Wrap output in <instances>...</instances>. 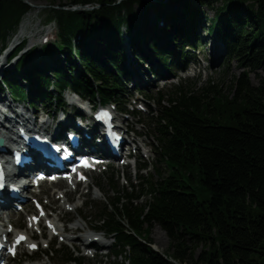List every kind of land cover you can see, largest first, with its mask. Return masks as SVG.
<instances>
[{
  "label": "trees",
  "instance_id": "1",
  "mask_svg": "<svg viewBox=\"0 0 264 264\" xmlns=\"http://www.w3.org/2000/svg\"><path fill=\"white\" fill-rule=\"evenodd\" d=\"M31 2L46 3L41 13L45 23L56 25L57 39L0 74V90L3 84L13 99L33 109H64L68 90L95 102L113 101L123 110L130 77L125 37L135 58L148 63L153 58L171 72L173 63L183 67L190 60L184 50L190 27L205 18L203 9L213 11L207 29L222 43L227 60L243 69L232 81L233 94H222L210 82L199 92L195 84L181 82L156 93L150 121L167 175L157 169L156 180L139 175V188L130 193L110 173L116 197L103 204L97 224L114 240V256L128 264H264V74L258 86L248 79L249 73H264V0ZM74 6L92 9L71 10ZM32 10L24 0H0L2 47ZM155 225L169 238L163 255L143 239ZM53 251L43 255L84 263L67 249Z\"/></svg>",
  "mask_w": 264,
  "mask_h": 264
},
{
  "label": "rangeland",
  "instance_id": "2",
  "mask_svg": "<svg viewBox=\"0 0 264 264\" xmlns=\"http://www.w3.org/2000/svg\"><path fill=\"white\" fill-rule=\"evenodd\" d=\"M31 2V0H30ZM32 4L36 6H42L41 8H33L31 12L26 14L24 18L22 19L19 27L17 28L16 32L12 34V36L7 40V43L5 47H2V44H0V51L4 48L8 53V56L6 58V64L7 67L12 66V62L18 59L19 55L24 53L28 48H30L32 45H34L35 51L38 52V49L40 45H42L41 40L43 39L44 35L50 34V39L53 41L55 39L56 35V25L53 22H44V15H42V10L46 8V3L44 2H31ZM196 7L195 2L191 3V7ZM78 6H74L72 8H75ZM177 9V6L173 7ZM79 9H91V7L88 6H80ZM179 10V7H178ZM203 13L205 18H200L199 20L196 19L194 22L195 24L192 25L190 28L193 29L195 33H190V37L193 36H199V43L198 47L194 50L195 53V68H193L192 65L188 67V75L190 77L189 84H195V92H199L201 88L205 87L208 82H210L211 85L216 86V88L224 95L231 96L234 92V88L232 84V81L237 78L240 73L243 72L242 67L238 66L236 61H228L225 56V51L223 49L222 43L219 41V39L216 37L215 33H213V30H206V28L209 25V19L213 16L212 10L203 9ZM150 21H153V17L150 18ZM22 26V27H21ZM186 35V34H185ZM204 37L205 39H203ZM208 37V38H207ZM211 42L214 44V51L215 53L212 54V49H210ZM19 44H23V49L20 50L19 54L17 53L14 58L13 55L18 48L17 46ZM3 49V50H4ZM144 49V48H143ZM146 50V49H144ZM218 50V52H216ZM127 53H129V50L126 48ZM5 52L1 53L0 60L2 56L5 55ZM217 53V54H216ZM216 54V59H212V55ZM12 58V59H11ZM151 60H154L151 58ZM157 62V61H156ZM135 70L139 69L142 70L141 73H143L144 70L149 71L151 66L144 65L140 66L136 63V65H133ZM166 72V71H165ZM173 74H176L180 78L182 76H186L184 73H180L178 71H173ZM263 71L258 70L253 73H249L248 79L251 85L258 86L259 84V78L263 76ZM143 80L150 81V84L153 85L152 87L145 88L141 91V94L138 92H135L134 89H132L131 84L127 86L129 91V96H126L125 103L128 106L127 111L123 114L118 113L117 117L120 118L122 121V129H127L129 134L127 136V139L130 141L131 139H134L136 144L146 145L141 146L142 152L139 155V158L136 159L139 163H145L150 166V169L144 172V178L145 179H157V174L155 172V169L159 171L160 174H162L164 177L167 175V170L165 168V165L163 162L160 161V156H158V140L157 137L154 135L153 130V124L150 121L149 113L156 110V107L149 101L147 98L144 97L145 94L153 97L155 96L156 92L160 89H163L165 86L168 85V83L164 82H153L152 75L143 74L142 75ZM177 78H174L172 80L173 83H176L178 80ZM153 83V84H152ZM5 96L6 93H0ZM70 95L68 92L63 94V100L66 102V100L69 101ZM137 102V106L147 108V111L143 112L140 115H137L135 113H132V110L134 109L133 102ZM8 102V101H7ZM10 102V101H9ZM13 106L15 104L11 103ZM141 104V105H139ZM25 105V104H24ZM26 106V105H25ZM16 108V107H15ZM48 109V110H47ZM42 108L40 107L36 111L29 110L28 115L31 119L34 117V113H38L40 110H43L44 113L48 114V123H50L53 118L54 120H57L59 117V112L56 113L52 111L54 108ZM50 109V110H49ZM10 113V112H8ZM52 114L53 117H52ZM125 119V121H123ZM154 122V120H153ZM48 123L46 125H48ZM15 129V128H13ZM135 145V144H134ZM147 152V153H146ZM108 170V169H107ZM110 171V170H109ZM114 173V179L113 181L117 183L118 188L120 190H128V192H133V185L136 186V189H138L137 175H135L133 167H131L128 170L126 169H116L112 167V170ZM102 173H93L91 175V179L89 182L88 189L82 188L79 190V192L71 195L70 199V208L77 207L76 212L72 211L70 213H65L64 210L58 209V206L56 203L53 202L52 194L54 192V189L58 187V185H42L40 188V191L42 195L39 197V201L42 203L47 202L48 208L51 211H55L59 215H64L65 218H67V223L64 224L65 227H75L78 223L81 224L82 227H86L89 225L88 228L85 229V233L81 234L82 240L86 238L87 235L91 236V229L94 227H97V219L99 217V211L103 207V204H106L107 201H110L108 198L113 199L115 197L114 194V188L110 184V180L108 179L110 177V174L108 175V171H101ZM129 173V174H128ZM118 180V181H117ZM91 184V186H90ZM97 188L100 191H97ZM88 194L86 195V193ZM80 194V197H79ZM81 202H84V206L81 208ZM27 207L32 210V212L35 213V210L33 209L32 205L30 203L27 204ZM80 207V208H79ZM49 210V211H50ZM52 213V212H49ZM3 216H8L11 218L12 222L19 221V224L23 229H27V220L26 216L24 214L18 213V215H11L10 211H2ZM54 216V214H52ZM80 216H83V219L80 218ZM62 225V223H60ZM40 229H36L35 232H29L30 234L34 235V239L36 244L38 245L39 251H45V247L49 242V237L46 234V232L42 233ZM43 235V238H40V235ZM78 233H71L67 232L65 235L68 237H75ZM97 237L100 235H96ZM146 238H149L150 240V247L158 252L159 254L163 255L168 252L169 247V238L166 235V233L157 225L153 226L150 229V235L147 237H143L144 240ZM107 244V247L105 248V251L102 253H106L108 249H111V254L108 256L98 254L93 256L92 250L87 251H81L80 245H82L81 242H69L65 241V243H61L58 237L52 238L51 244H54V250H60L62 248H65L69 250L71 253H73V256H82L84 259V264H119L120 261L124 262V258H114L112 253L111 244L113 242L112 239H109V237L103 241ZM50 244V245H51ZM98 244V243H95ZM201 247H198L195 251V254L197 255L200 252ZM78 252V253H77ZM77 254V255H76ZM26 256V257H23ZM32 253H28L26 251V247L19 250V253L16 258H22L23 261L20 264H41L45 262V264H60V258L57 257L55 254L49 257H32ZM8 264H13L11 261Z\"/></svg>",
  "mask_w": 264,
  "mask_h": 264
},
{
  "label": "bare ground",
  "instance_id": "3",
  "mask_svg": "<svg viewBox=\"0 0 264 264\" xmlns=\"http://www.w3.org/2000/svg\"><path fill=\"white\" fill-rule=\"evenodd\" d=\"M36 9V8H35ZM22 27V26H21ZM210 49H212L213 51H212V54L213 53H215V51H214V44L213 43H211L210 44ZM216 52H218V50L216 51ZM217 54V53H216ZM216 54H214V55H212V59L213 58H215L216 59ZM6 58H7V56L5 55L4 57H2L1 58V61H0V68H2L3 67V63H4V61L6 60ZM125 65L130 69V71L133 73V75H134V78H135V82L137 83H140V84H142V85H144L143 87H151L152 85L150 84V81H145V80H143L142 78H140V77H138L137 75H136V73H137V71H138V69L137 70H135V68L133 67V65H136L133 61H132V59H127L126 61H125ZM158 68H159V66H158ZM7 100V98H6V96L5 95H3V94H0V103L1 104H3L5 107H7V109H13L12 107V105L10 104V102ZM6 102V103H5ZM18 113L16 112V115H17ZM28 114V111H25V115H27ZM17 117H19L18 115H17ZM63 119L62 120H60V121H57V120H53V121H51L50 123H58V124H65V123H69L70 124V122H68L67 120H66V118L65 117H62ZM13 127H16V125H15V120H13ZM44 124L45 123H48V121L47 120H44V122H43ZM18 125H19V123H17ZM82 125V124H81ZM64 126H71L72 128H75L74 127V125L73 124H70V125H64ZM83 126V125H82ZM79 129H81V128H79ZM133 143H135V140H131ZM141 146H143V145H141ZM140 145H137V148L138 147H141ZM100 191V190H99ZM72 192V189L69 191V192H61V194H57V193H55V192H53V194H52V198H53V202L54 203H56L57 204V206H58V209H62V210H65L66 211V213H70L71 211H75L76 212V210H77V207H74V208H69L68 207V205H67V203L68 202H70V199H71V193ZM47 217L48 218H50V223L53 225V227L52 228H49L48 229V231L50 232V233H52L53 231H56V232H59V235L58 236H63L64 237V239L66 240V241H69V242H82L83 240H82V236H81V234H83V233H85L84 231H85V229L86 228H88L89 227V225H87L85 228L84 227H82L81 226V224L80 223H78L75 227H72V228H70V227H65L64 226V224L63 223H65L68 219L67 218H65L64 217V215H59L58 213H54V216L53 215H51L50 216V214L49 213H47ZM11 218H13V216H11L9 219V221H10V223H12L11 222ZM80 218L81 219H83V216H80ZM30 223V222H29ZM60 223H62V225H60ZM90 228V227H89ZM65 232H71V233H73V234H75V233H78L74 238L73 237H68V236H66L64 233ZM24 233H26L27 235H28V237H29V239H32V235L31 234H29V230H24ZM87 237H91V236H89V235H87ZM92 243H94V241H91V244ZM29 245V244H28ZM41 264H45V262H43V263H41Z\"/></svg>",
  "mask_w": 264,
  "mask_h": 264
},
{
  "label": "water",
  "instance_id": "4",
  "mask_svg": "<svg viewBox=\"0 0 264 264\" xmlns=\"http://www.w3.org/2000/svg\"><path fill=\"white\" fill-rule=\"evenodd\" d=\"M24 2L25 3H27L30 7H32V8H41L42 6H36V5H34V4H32L31 2H30V0H24ZM80 8V6H78V7H75V8H72V10H75V9H79ZM0 143H1V141H0Z\"/></svg>",
  "mask_w": 264,
  "mask_h": 264
},
{
  "label": "snow or ice",
  "instance_id": "5",
  "mask_svg": "<svg viewBox=\"0 0 264 264\" xmlns=\"http://www.w3.org/2000/svg\"><path fill=\"white\" fill-rule=\"evenodd\" d=\"M33 219H35V218H33ZM20 239H24V237H20ZM17 242H19V240Z\"/></svg>",
  "mask_w": 264,
  "mask_h": 264
}]
</instances>
